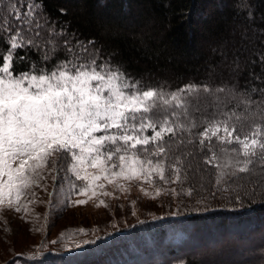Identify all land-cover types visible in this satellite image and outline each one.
I'll list each match as a JSON object with an SVG mask.
<instances>
[{"label": "rangeland", "instance_id": "rangeland-1", "mask_svg": "<svg viewBox=\"0 0 264 264\" xmlns=\"http://www.w3.org/2000/svg\"><path fill=\"white\" fill-rule=\"evenodd\" d=\"M0 29L9 46L0 61V264L80 249L82 235L112 244L114 235L124 238L164 219L163 202L177 196L169 182L177 177L162 180L161 168L139 153L176 130L193 137L201 113L192 92L131 84L96 46L68 43L39 6L21 11L0 0ZM60 42L65 50L57 57L51 50ZM30 45L39 47L41 59L15 74L13 53ZM220 67L240 72L244 63L224 58ZM224 94L236 96L232 89ZM262 95V120L253 122L264 125ZM218 96L208 97L218 102ZM218 128L207 131L233 147L232 155L264 154V132L234 137ZM227 154L223 173L232 164ZM259 232L248 241L219 239L192 257L204 256L203 264H264V222Z\"/></svg>", "mask_w": 264, "mask_h": 264}, {"label": "trees", "instance_id": "trees-1", "mask_svg": "<svg viewBox=\"0 0 264 264\" xmlns=\"http://www.w3.org/2000/svg\"><path fill=\"white\" fill-rule=\"evenodd\" d=\"M8 4L21 11L39 6L67 35L68 43L96 46L135 86L192 92L201 113L193 137L176 130L165 139L150 141L139 153L143 161L161 168L162 180L177 177L175 183L169 182L177 186V196L163 202L164 219L124 238L114 235L112 244L101 238L91 242L92 237L82 235V248L65 253L60 252L68 247L57 248L55 254L22 258L24 264H203L204 256L192 257L199 248L212 247L219 239L248 241L259 232L264 222V154L254 153L249 159L232 155L233 147L216 141L207 129L219 127L234 137H248L254 129L264 132L262 123L253 122L262 120L258 108L264 94V0H8ZM4 12L9 13L7 8ZM60 43L51 50L57 57L64 49ZM32 46L13 53L15 74L41 59L39 47ZM8 48L0 33V61ZM224 58L241 59L242 71L221 68ZM223 78L226 83L218 85ZM230 89L236 96L223 98ZM214 91L219 93L218 102L208 97ZM227 152L226 160L232 164L223 173L219 169ZM170 226L175 231L168 233Z\"/></svg>", "mask_w": 264, "mask_h": 264}]
</instances>
